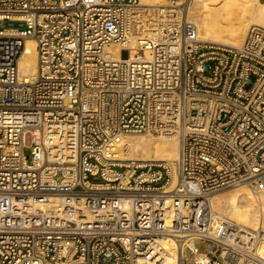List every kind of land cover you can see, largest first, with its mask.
Instances as JSON below:
<instances>
[{
    "label": "built area",
    "instance_id": "1",
    "mask_svg": "<svg viewBox=\"0 0 264 264\" xmlns=\"http://www.w3.org/2000/svg\"><path fill=\"white\" fill-rule=\"evenodd\" d=\"M188 9L0 0V264H264V222L246 237L211 204L264 190V26L203 41ZM139 133L177 157L120 158Z\"/></svg>",
    "mask_w": 264,
    "mask_h": 264
},
{
    "label": "bare ground",
    "instance_id": "2",
    "mask_svg": "<svg viewBox=\"0 0 264 264\" xmlns=\"http://www.w3.org/2000/svg\"><path fill=\"white\" fill-rule=\"evenodd\" d=\"M141 2L146 5H165L169 0H141ZM256 3L252 0H191L188 17L197 24L200 40L239 45L251 25L264 26V5L260 7L263 10L256 13ZM114 58L119 59L118 54ZM18 68L24 77H33L36 74L35 42L30 38L25 40L24 49L18 59ZM129 135L122 136L115 142L117 155L122 159L148 161L152 160V156L155 159L173 160L177 157L178 139L176 135L166 138L154 135H149V137L141 134ZM171 166L172 177L175 180L173 165ZM241 192L231 195L223 193L220 198H214L217 194L214 195L211 203L212 209L216 213L217 220H221L226 214L236 219V223L231 226L242 231L246 237L252 238L259 232L264 222L259 217V212L264 207V190L252 191L247 186ZM170 264H174V256Z\"/></svg>",
    "mask_w": 264,
    "mask_h": 264
},
{
    "label": "rangeland",
    "instance_id": "3",
    "mask_svg": "<svg viewBox=\"0 0 264 264\" xmlns=\"http://www.w3.org/2000/svg\"><path fill=\"white\" fill-rule=\"evenodd\" d=\"M190 1L191 0H189V3H190ZM253 2H255L256 3V1L255 0H252ZM259 2H257L256 4H255V12L256 13H259L261 10H263L262 8H260V7H263V5H264V0H258ZM189 10V9H188ZM256 25H259V24H256ZM262 26V25H261ZM223 45H225V44H223ZM142 135V136H146V137H149V135L148 134H142V133H139V134H132V135H129V136H133V135ZM166 138V137H165ZM25 154L26 155H29V151L28 150H26L25 151ZM154 158V156H152L151 157V159L152 160H156V161H161V160H167V161H170V162H172L173 161V159H153ZM244 187V188H243ZM247 188V186L246 185H242V186H237V187H233V188H227V189H225V190H223V191H221L220 193H218L214 198H220L221 196H223V193H224V195H231V194H238V193H242L241 191L243 190V189H246ZM231 217V216H230ZM229 216H227V214L226 215H223V217L221 218V220L222 221H225L226 223H228V225H233V224H235L236 223V219H234L233 217H231L230 218ZM225 219V220H224Z\"/></svg>",
    "mask_w": 264,
    "mask_h": 264
},
{
    "label": "water",
    "instance_id": "4",
    "mask_svg": "<svg viewBox=\"0 0 264 264\" xmlns=\"http://www.w3.org/2000/svg\"><path fill=\"white\" fill-rule=\"evenodd\" d=\"M124 57H125V55H124Z\"/></svg>",
    "mask_w": 264,
    "mask_h": 264
}]
</instances>
